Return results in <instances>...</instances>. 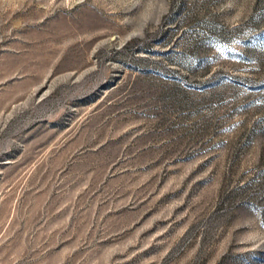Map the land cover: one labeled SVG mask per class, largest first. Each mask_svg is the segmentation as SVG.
I'll list each match as a JSON object with an SVG mask.
<instances>
[{
  "label": "rangeland",
  "instance_id": "rangeland-1",
  "mask_svg": "<svg viewBox=\"0 0 264 264\" xmlns=\"http://www.w3.org/2000/svg\"><path fill=\"white\" fill-rule=\"evenodd\" d=\"M0 264H264V0H0Z\"/></svg>",
  "mask_w": 264,
  "mask_h": 264
}]
</instances>
